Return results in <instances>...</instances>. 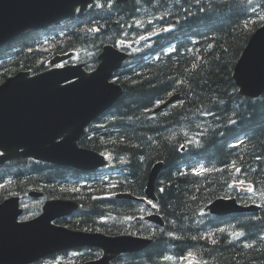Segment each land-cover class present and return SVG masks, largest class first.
Returning <instances> with one entry per match:
<instances>
[{"label": "trees", "instance_id": "obj_1", "mask_svg": "<svg viewBox=\"0 0 264 264\" xmlns=\"http://www.w3.org/2000/svg\"><path fill=\"white\" fill-rule=\"evenodd\" d=\"M73 20L87 27L80 31ZM149 20L162 32L150 44L157 49L114 73L122 95L78 142L106 154L113 173L98 178L15 158L0 165V202L38 190L79 203L75 216L56 220L61 225L151 239L110 264H264V92L242 96L233 79L250 35L264 23V0H128L90 9L65 24V33L29 30L1 46L0 83L19 69L38 73L52 55L71 50L91 69L104 44L135 39L140 29L151 30ZM168 25L173 28L164 32ZM175 93L176 102L153 113ZM158 161L156 208L164 225L153 228L133 220L138 202L112 195L143 197ZM217 197L261 208L213 216L205 207ZM24 214L32 216L26 207Z\"/></svg>", "mask_w": 264, "mask_h": 264}, {"label": "water", "instance_id": "obj_2", "mask_svg": "<svg viewBox=\"0 0 264 264\" xmlns=\"http://www.w3.org/2000/svg\"><path fill=\"white\" fill-rule=\"evenodd\" d=\"M91 1L0 0V45L25 29L39 28L70 15L76 5L83 10ZM66 57L56 56L51 63ZM99 57L101 63L92 73L83 71L81 65H68L31 77L28 72H18L0 85V164L17 157L80 169L104 164L102 156L79 148L77 140L84 127L121 96V87L109 80L126 55L106 46ZM233 78L243 96L254 98L264 92V26L250 36L234 67ZM179 98V94H174L163 105ZM161 167L162 162L156 163L147 181V195L153 199L154 182ZM210 208L216 214L258 209L239 206L234 199H217ZM73 209L68 203L52 200L33 219L18 220L22 213L18 196L0 203V264H27L54 251L73 248L79 231L53 223ZM152 218L160 221L155 215ZM106 240L111 245L101 246L111 254L140 250L150 243L127 235ZM107 261L106 256L104 264Z\"/></svg>", "mask_w": 264, "mask_h": 264}, {"label": "bare ground", "instance_id": "obj_3", "mask_svg": "<svg viewBox=\"0 0 264 264\" xmlns=\"http://www.w3.org/2000/svg\"><path fill=\"white\" fill-rule=\"evenodd\" d=\"M69 19H73V16H69ZM67 19H65V16H62L60 18L57 19V22L58 23H63V21H66ZM158 28H156L157 30ZM30 29H25L23 31L26 32V31H29ZM13 39V38H12ZM12 39H10L9 41H11ZM7 41V42H9ZM5 45V44H3ZM246 47V46H245ZM244 47V48H245ZM238 61V60H237ZM237 63V62H236ZM236 65V64H235ZM235 67V66H234ZM233 73H234V69H233ZM234 79V78H233ZM6 81V79L0 83L3 84L4 82ZM73 81V80H71ZM69 81V82H71ZM236 84V83H235ZM238 87V91L240 90V87L238 85H236ZM169 98H167L165 101H163L162 103H160L157 107H155V109L153 110V113H157L161 110H164L165 108H167L170 104L176 102L177 100L175 101H172L170 103H168V105H163ZM115 103V102H114ZM113 103V104H114ZM112 104V105H113ZM111 105V106H112ZM110 106V107H111ZM229 144V142H228ZM230 145V144H229ZM185 147V146H184ZM184 150V149H183ZM57 165V164H55ZM60 166V165H58ZM200 168V167H199ZM220 169V167H219ZM159 175V174H158ZM150 177V171H149V174H148V177L147 179ZM158 177V176H157ZM147 189H148V184H147V181H146V187L144 189V195L143 197H147ZM119 193H116L115 195H118ZM121 194H123V198H126V199H130V200H133V201H136L138 203H140L139 199L141 197H136V196H132L128 193H123L121 192ZM126 196V197H125ZM133 198H131V197ZM121 197V198H122ZM115 198H118L115 196ZM221 198H226V197H221ZM23 199L27 202V204L29 205V209L30 207H32V210H31V214L32 216H36L37 214H39L41 211H42V207L49 203V201H52V200H57V203H68V205L70 207H73L74 206V209L69 213V214H66V215H63V217L65 216H68L70 214H72L73 212H76L79 208V203L75 200H72V199H66V198H47V197H44L43 196V193L41 191H32V194L30 195L29 193L26 194V196H23ZM39 199L40 202L38 201H34V200H37ZM155 199H157V196H156V191H155ZM215 200V199H214ZM213 203L210 202L206 207H205V210L207 212H209L210 214H213L211 212V204ZM250 206H257V205H260L259 203H248ZM76 205V206H75ZM139 206V205H138ZM142 207V206H141ZM138 209V208H137ZM154 212L153 214H146V220L152 224H155V225H158V226H163L164 225V221L162 219V217L160 216V214L157 212L156 208L154 207ZM145 211V210H143ZM237 212H233L231 214H236ZM137 214V213H136ZM141 214V213H140ZM143 214V213H142ZM152 215H155L160 221H156L152 218ZM214 215V214H213ZM230 215V214H229ZM141 217V215H140ZM136 220V219H135ZM142 221V220H141ZM149 225V224H148ZM69 228V227H68ZM71 231H79V235L77 236L76 238V245L72 248V251H76V250H79V249H88V248H96V249H99V251L101 252L100 253V256L98 257L97 255V258H87L88 256H79L78 255V252H74V253H64L67 251V249H64L63 251H60L58 252L49 262H46V263H40L38 261H32V262H27V264H55V262H62L64 259H66V262H62L63 264H104V258L107 256L108 257V261H107V264H110L116 257H118L119 255H115V254H111L108 250H106L104 247L101 246L102 243H107V245H111L107 240L106 238H115V237H119L121 236V234H114L111 235V234H106L104 232H101V231H90V230H87V229H74V228H69ZM126 232V231H125ZM145 238H148V237H145ZM150 239V238H149ZM151 240V239H150ZM87 243H90L91 245L87 244ZM93 249V250H94ZM95 249V250H96ZM143 249V248H142ZM142 249L140 250H136V251H132L131 253L133 252H138V251H141ZM91 250V249H90ZM92 250V251H93ZM98 251V250H97ZM121 255V254H120ZM58 256H62V258L60 260H58ZM96 257V256H95ZM172 259V258H171ZM173 261V260H172ZM184 263V262H183Z\"/></svg>", "mask_w": 264, "mask_h": 264}, {"label": "flooded vegetation", "instance_id": "obj_4", "mask_svg": "<svg viewBox=\"0 0 264 264\" xmlns=\"http://www.w3.org/2000/svg\"><path fill=\"white\" fill-rule=\"evenodd\" d=\"M128 1V0H127ZM101 6V1H96V2H94V7L95 8H97V7H100ZM153 27H154V29H156V28H158L159 26H157V24H154L153 25ZM161 29H163V28H161ZM81 31V30H80ZM140 32H141V29H140ZM69 62L71 63V60H69ZM34 201H38V202H40V200L39 199H37V200H34ZM140 204V203H139ZM29 206V205H28ZM142 205H139L137 208H138V210H139V213H141V214H138L133 220L135 221V222H140V223H145L146 225H153L152 223H150V222H148L147 220H146V214L148 213V210L144 207V206H142ZM143 210H145V211H143ZM143 213V214H142ZM75 216V212H73L72 214H70V215H68V216H65V217H63V218H68V217H71V216ZM140 215H141V217H140ZM136 219V220H135ZM142 220V221H141ZM99 222H102L101 220H99ZM148 225V226H149ZM153 228H154V225L152 226ZM87 230H90V229H87ZM90 231H100V230H90ZM102 232V231H101ZM91 249V250H90ZM94 248H88V249H79V250H76V251H74V252H78V255L79 256H88L87 258H89V257H91V258H97V255H98V257L100 256V251H99V249H94ZM93 250V251H92ZM98 250V251H97ZM73 251L72 252H70L69 254H71V253H74ZM64 253H66V252H64ZM96 256V257H95Z\"/></svg>", "mask_w": 264, "mask_h": 264}, {"label": "rangeland", "instance_id": "obj_5", "mask_svg": "<svg viewBox=\"0 0 264 264\" xmlns=\"http://www.w3.org/2000/svg\"><path fill=\"white\" fill-rule=\"evenodd\" d=\"M148 22V21H147ZM151 26L153 27L154 24H156V22H150ZM154 28V27H153ZM28 206V205H27ZM32 210V207H30V211ZM62 258V256H58V260H60ZM184 262H186L184 260Z\"/></svg>", "mask_w": 264, "mask_h": 264}, {"label": "snow or ice", "instance_id": "obj_6", "mask_svg": "<svg viewBox=\"0 0 264 264\" xmlns=\"http://www.w3.org/2000/svg\"><path fill=\"white\" fill-rule=\"evenodd\" d=\"M237 171H239V169H237ZM241 183H242V182H241ZM248 191H249V192H252L253 189H252L251 187H249V188H248Z\"/></svg>", "mask_w": 264, "mask_h": 264}]
</instances>
